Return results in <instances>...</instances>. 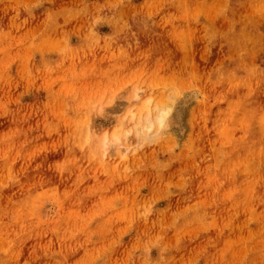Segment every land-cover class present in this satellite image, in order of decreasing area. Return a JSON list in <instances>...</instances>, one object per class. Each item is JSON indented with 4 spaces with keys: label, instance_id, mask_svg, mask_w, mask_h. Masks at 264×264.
<instances>
[{
    "label": "rangeland",
    "instance_id": "obj_1",
    "mask_svg": "<svg viewBox=\"0 0 264 264\" xmlns=\"http://www.w3.org/2000/svg\"><path fill=\"white\" fill-rule=\"evenodd\" d=\"M0 264H264V0H0Z\"/></svg>",
    "mask_w": 264,
    "mask_h": 264
},
{
    "label": "bare ground",
    "instance_id": "obj_2",
    "mask_svg": "<svg viewBox=\"0 0 264 264\" xmlns=\"http://www.w3.org/2000/svg\"><path fill=\"white\" fill-rule=\"evenodd\" d=\"M172 108H173V103L164 102V103L158 104L157 106L153 108L151 107L149 102L145 103L142 106L141 111L138 114L139 118L144 123L142 127L137 126L139 133H141L143 130L150 132L152 128L154 129L156 128L157 132L158 130L159 131L162 130L167 124V121L171 118ZM135 115L136 114H133V112H131L130 118L134 119ZM109 135L112 136V139L109 140L106 145H109L111 142L117 141L116 139L119 138L120 131L117 129ZM107 136L108 135H105V139H108ZM119 150L122 151L121 149ZM120 151H117V152L119 153Z\"/></svg>",
    "mask_w": 264,
    "mask_h": 264
}]
</instances>
